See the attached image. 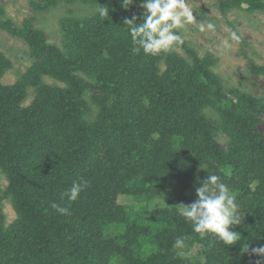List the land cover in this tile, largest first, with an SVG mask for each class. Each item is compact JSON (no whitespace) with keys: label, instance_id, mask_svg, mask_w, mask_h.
<instances>
[{"label":"trees","instance_id":"trees-1","mask_svg":"<svg viewBox=\"0 0 264 264\" xmlns=\"http://www.w3.org/2000/svg\"><path fill=\"white\" fill-rule=\"evenodd\" d=\"M82 1L107 7L108 16L97 10L63 19V50L30 20L23 28L0 20L34 57L20 80L4 85L12 62L0 52V168L17 211L9 227L0 220V264H264L252 251L264 246V134L257 128L264 98L226 90L213 58H200L185 40L192 63L174 52L134 54L123 21L142 15L140 0L128 9L122 0ZM219 7L264 11V0H221ZM78 72L101 91L91 103ZM43 75L67 87L45 84ZM30 85L40 95L23 106ZM92 103L97 113L89 118ZM208 107L220 116L227 149L213 139ZM207 174L237 195L242 223L233 230L241 240L232 246L201 239L174 210L197 198ZM81 177L88 187L69 206L62 194ZM122 197L150 217H134ZM178 236L183 249L172 247Z\"/></svg>","mask_w":264,"mask_h":264},{"label":"rangeland","instance_id":"rangeland-1","mask_svg":"<svg viewBox=\"0 0 264 264\" xmlns=\"http://www.w3.org/2000/svg\"><path fill=\"white\" fill-rule=\"evenodd\" d=\"M56 1V0H55ZM221 0H190L198 23L205 25L211 21L216 24L215 33H201L195 25L186 26L187 31L183 32L184 40L188 47L194 50L200 58L212 57L214 64L211 66L224 84L226 90H234L239 94L253 95L264 98V71L258 74L253 72V66H264V11L250 12L247 8H234L222 11L219 7ZM100 8L84 3L82 0H0V20L9 22L13 28H23L24 23L31 21V27L42 30L45 33L47 42L64 49L66 39L65 30L62 28V21L65 18H85L92 16ZM141 14L144 13L139 5ZM67 19V20H68ZM225 27L235 30L242 37L239 44L233 43L229 51H225L221 40L226 38L228 32ZM0 52L12 62V67L2 76L1 83L13 85L21 79L22 75L33 63V55L29 52L25 40L0 25ZM170 52L184 58L192 63L193 57L187 48L180 46ZM166 63H161V70L166 69ZM77 76L83 81V97L91 103L94 96L100 95L101 91L96 88L95 82L85 73L78 72ZM42 81L45 84L56 85L66 88L67 83L59 81L51 76L43 75ZM39 86L30 85L27 89V97L23 106L31 105L39 98ZM233 97V96H232ZM233 99H237L236 96ZM89 118L97 113L95 105ZM208 120L213 139L222 149H227L228 136L220 125V116L213 107L204 110ZM255 115H258L255 113ZM257 128L264 134V114L258 115ZM9 185L7 175L0 168V220L3 218V226L9 227L17 218V211L14 208L12 199L6 196ZM122 202L129 206L128 211H133V216L140 219L150 217L136 201L122 197ZM161 200L154 202L155 207L163 204Z\"/></svg>","mask_w":264,"mask_h":264},{"label":"clouds","instance_id":"clouds-1","mask_svg":"<svg viewBox=\"0 0 264 264\" xmlns=\"http://www.w3.org/2000/svg\"><path fill=\"white\" fill-rule=\"evenodd\" d=\"M132 4L133 0H122L125 9ZM140 6L145 9L140 17L133 15L123 21L134 54L142 51L146 56L155 57L179 48L184 43L182 33L187 31L188 25H195L201 33L216 31L217 26L211 21L206 25L197 22L190 0H140ZM108 12L107 7L98 9L101 17L108 16ZM225 31L228 35L220 43L225 51H229L233 43L241 42L242 37L237 31L227 27ZM200 168L205 170L206 165L200 164ZM87 187L88 181L84 178L73 180L61 199L66 198L70 206ZM195 191L197 198L191 204L181 203L174 207L176 214L191 226L192 232L201 239L211 236L225 246H232L240 241L241 234L233 230V226L242 223L236 193L216 174H207L205 179L199 181V187ZM52 208L61 215L69 213V207L53 203ZM172 247L183 249L185 238L176 237ZM252 251L254 254L264 255V246L253 248Z\"/></svg>","mask_w":264,"mask_h":264}]
</instances>
